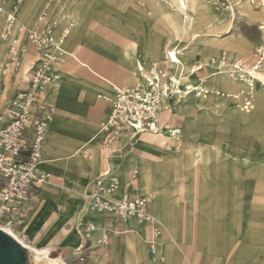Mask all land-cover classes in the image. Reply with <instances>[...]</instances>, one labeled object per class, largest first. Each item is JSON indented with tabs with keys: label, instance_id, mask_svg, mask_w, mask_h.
Segmentation results:
<instances>
[{
	"label": "crops",
	"instance_id": "1",
	"mask_svg": "<svg viewBox=\"0 0 264 264\" xmlns=\"http://www.w3.org/2000/svg\"><path fill=\"white\" fill-rule=\"evenodd\" d=\"M36 1L26 0L22 5L21 13L24 14L26 21L30 20L36 12L37 3H34ZM70 1L66 0L68 3ZM176 1L177 7L167 16H178L177 18L181 20L179 7L181 2ZM181 4L183 6L184 3ZM79 9H82V5H79L77 10ZM238 10L246 12L247 5H242ZM213 12V8L207 10V5L203 4L197 14L206 16ZM206 21L208 23L205 25L213 23V27L216 22L214 17ZM0 22L4 26L1 17ZM181 24L182 20L178 30L180 34H183ZM77 25L79 23H75V27ZM209 30L210 28L207 27V32ZM205 31L198 33L200 37L193 44L194 47H191L193 50L187 53L188 61L192 55L201 50L217 54L223 51L228 52L229 56L227 55V60L223 62L225 70H218L217 65L211 67L206 64L207 70L210 71V75L207 76L209 79L212 78V81H218V85L220 84L223 89H237L243 92L242 85L231 83L227 78L228 70L236 63L237 57L244 55L246 49L243 45L240 46L241 42L239 46H235L237 48L228 46L226 40L229 37L206 38L202 35L207 34ZM194 32L197 31L190 33ZM227 34L230 36V33ZM71 41L74 46L83 49L96 39H89L84 26H80L78 30L72 32ZM125 41L126 38L123 35L114 41L119 46L123 45V57H126L129 51ZM156 41L158 40H150L147 54L156 53L154 49ZM0 46L6 47L7 50L5 44L0 43ZM3 53L1 49L0 58ZM78 55L74 54L76 60L70 59L57 68L56 75L59 80L49 86L42 98L45 104L54 109L53 120L43 146V163L39 167V172L45 174L47 178L43 185L34 188L28 204L14 228L11 229L27 245L38 250H48L51 256L67 264H80L81 257L85 258L86 264H153L149 259L150 249L147 242L150 234L149 226L138 224L135 220L123 222L115 216L93 212L88 208L87 196L97 190L96 181L103 174L110 172L120 180V190L117 195L121 197L125 193H133L145 197L148 200L150 214L161 223L162 231L160 237L155 240V249L157 256L164 255V262L157 261L156 264H181V259L177 258L174 252L173 241L178 231L185 234L184 230L178 229L184 219L188 226L192 223V210L195 206L192 198L187 197V202L193 208L184 214L178 201H171L172 193H168L167 189L176 184V176L181 166L179 160L184 158L185 165L204 166L213 155L218 156L221 153L220 145L215 143L204 147L195 146L194 140L199 139L196 132L210 128L211 118H207L206 115L202 117L201 122L195 123L191 115L195 112H206V109L212 106L209 100L221 99L222 92L211 86V83L210 89L207 88L209 94L206 97L181 100L171 107L169 110L171 115H180L184 118L183 127L188 140L185 141L184 136L182 137L181 146L186 144L183 153L173 156L162 155L160 153L164 145L161 142L162 138H167L165 144L167 143L169 149L180 150L172 147V142L166 135H155L158 140L150 142L148 138H143L147 133L135 136L130 128H120L110 132L101 130V123L110 110V100L115 96V87L136 86L140 80L136 71L118 60V52L112 56L97 55L95 58L83 54L85 62ZM36 58L35 50H31L25 57L21 73L17 77L14 76L16 78L6 79L5 91L0 94V97H4L0 100V109L8 105L17 88H21L17 85L18 81L23 82L25 71L31 67ZM219 59L220 56L216 60L219 61ZM181 60L189 68L198 64V61H195L189 65L184 58ZM138 61L137 59L135 65L139 69ZM21 81L20 84H22ZM194 82L197 84L198 80L195 79ZM224 94L238 96L236 91L235 93L224 92ZM256 94L259 102L258 109L249 115H241L240 118L251 121L257 119L262 113L264 91L258 90ZM162 120V123L169 122V120L164 121L163 117ZM134 171L138 172V176L135 181H132L131 176ZM210 213L205 206L199 210L197 246L200 249L210 248L219 251L216 264H220V259L226 256L219 254L223 253L226 246L233 247L237 243L238 228L236 229L234 225L231 229L227 226H216L212 219L208 218L214 216ZM253 215L256 218L260 213L254 212ZM208 221L212 227L207 226ZM91 226L94 229L89 231ZM252 230L248 235L246 234L245 243L241 246L242 251L239 253V261L247 255L246 250L249 251L251 246L254 247L256 236ZM254 248L258 251L256 247ZM188 253L189 251L186 254ZM201 253L202 251L199 252L200 260L205 261L204 264L208 263L206 256ZM196 255L194 253L193 257ZM256 258L257 261H254V264L264 263V254L261 256L258 254Z\"/></svg>",
	"mask_w": 264,
	"mask_h": 264
},
{
	"label": "rangeland",
	"instance_id": "2",
	"mask_svg": "<svg viewBox=\"0 0 264 264\" xmlns=\"http://www.w3.org/2000/svg\"><path fill=\"white\" fill-rule=\"evenodd\" d=\"M0 1H4L9 9H17L19 23L26 29L33 28L42 12L47 7H51L58 16H65L72 22L79 23L70 30L67 38L66 46L70 53L73 55L79 53L81 57L83 54L84 56L91 55L95 58L97 55L112 56L118 52V60L135 70L138 78H140L139 69L135 65L137 59H141L144 68H147L154 63L164 62L167 53L174 47H178L180 57L189 62V65L195 61H198L197 65H206L211 59L219 58L221 54L225 57L229 56L226 51L217 54L201 50L192 55L188 61L187 53L193 50L191 47L200 37L198 33L203 30H206L207 34H202L206 38L215 39L223 36L225 39L229 37L226 42L230 47L237 48L235 46H239V42H241L240 46L243 45L246 50L242 57L236 58V63L243 69H247L251 64L253 51L264 38V12L250 0H197L194 4H189L186 10L184 9L186 2L180 0L181 3H184V7L181 3L179 4L183 34H180L178 30L181 23L180 18L167 16L177 7L176 0H71L69 3L66 0H37L35 2L37 3L36 12L28 21L21 13L22 5L26 0ZM203 4L207 5V10L213 8L214 12L206 16L197 14ZM79 5H82V9L78 11ZM242 5H247L246 12H239L238 9ZM213 17L216 20L214 27L213 23L205 25L208 23L206 20ZM80 26H84L89 39H96L95 42L88 44L83 49L74 46L71 41L72 32L74 33ZM207 27L210 28L211 31H208L210 33L207 32ZM0 29H3L1 22ZM191 31L197 32L191 34ZM227 33H230V36ZM122 35L126 38L125 44L129 47L126 57L122 56L123 45L119 46L117 42H114ZM195 37L197 38L195 39ZM151 39L158 40L156 44L154 43L156 52L154 55L147 54ZM1 49L4 53L0 58V63L6 59L7 51L4 46H0ZM82 59L85 62L83 57ZM217 66L218 70H225L223 62ZM207 68L196 72L191 77V83L196 84L195 79L207 77L206 87L209 88L212 83L211 86L216 87L222 93H235L236 91L240 95L248 94L251 91L253 104L251 108L245 110L240 108V99L222 97L211 100L209 98V103L212 102V106L206 109V112H195L191 115V119L195 123L201 122L202 117L206 115L207 118H211L210 128L196 132L199 139L194 140L195 146L204 147L215 143V145H220L221 153H218V156L213 155L204 166L185 165L184 158L179 160L181 166L176 176V184H173L167 191L172 193L171 201L177 200L181 205L184 214L193 208L187 202V197L192 198L195 208L192 210L193 221L190 226L186 219L178 226V229L184 230L185 234L180 231L175 234L174 252L177 258L181 259V264H204L205 261L199 258L200 251H202L201 255L206 256L209 264H216L219 251L210 248L200 249L197 246L198 215L200 208L205 206L209 212L214 214L208 218L212 219L216 226H227L231 229V226L234 225L236 229L238 228V241L233 247L225 245V250L219 255H225L226 258L222 257L220 264H254L258 254L260 256L264 254V98L262 113L257 119L248 121L240 116L249 115L258 109L259 102L256 92L264 91V73L257 76L252 87L247 84L249 88L238 80L234 81L228 77L229 82L243 86L241 88L243 92H239L237 89H223L220 84L218 85V81L209 79L207 75H210V71ZM4 89L5 86L0 94H3ZM3 98L1 96L0 100ZM162 117L164 121L169 120V123L181 128L183 130L182 137L184 136L185 141L188 140L182 116L171 115L168 111L161 115V120ZM143 138H148L150 142L158 140L152 133H147ZM166 140L167 138L161 139L164 144L160 149L162 155L173 156L183 153L186 149V144H182L179 151L169 149L167 143L165 144ZM226 197L227 200H225ZM254 212L260 213L259 217L255 218ZM207 226L212 227L209 221ZM189 230H191L190 233ZM194 230L195 232L192 233ZM251 230L256 236L254 247L258 251L251 246L249 251L246 250L247 255L239 261L241 246L245 243L246 234L248 235ZM191 233L192 235H190ZM194 253L197 254L195 257H193ZM235 255L236 258H234ZM231 256L233 257L230 258ZM149 259L153 264L159 261L154 258L152 251H150ZM237 260L238 262H235Z\"/></svg>",
	"mask_w": 264,
	"mask_h": 264
},
{
	"label": "built area",
	"instance_id": "3",
	"mask_svg": "<svg viewBox=\"0 0 264 264\" xmlns=\"http://www.w3.org/2000/svg\"><path fill=\"white\" fill-rule=\"evenodd\" d=\"M250 1L264 12V0ZM55 12L47 7L35 26L26 29L18 22L17 9H9L4 1H0V17L4 21L3 29H0V43L7 46V58L0 63V93L8 77H17L21 73L29 52L35 50L37 55L25 71L23 82L18 81L17 85L21 88H17L11 102L0 109V225L12 229L34 188L43 185L47 178L39 172V167L43 163V146L54 109L42 98L49 86L59 80L57 68L70 59L76 60L66 48L68 35L75 23ZM217 64L216 59L208 62L211 67ZM206 67L204 64L191 68L185 66L178 47L172 48L164 62L139 69L140 80L136 86L115 87L109 113L101 123L102 132L130 128L135 136L145 133L166 135L172 147L179 150L181 128L169 122L162 123L161 115L168 112L176 101L206 97L207 77L199 78L197 84L191 83V77ZM261 73H264V39L254 49L247 69L237 65L229 71L233 79L244 81L249 87ZM225 96L240 99L242 109L252 107L251 91L238 96L222 93V97ZM137 176L138 172L134 171L132 181ZM96 187L97 190L87 196L89 210L115 216L123 222L135 220L138 224L149 226V249L154 258L163 262L164 258L157 256L155 249V240L161 235L162 225L150 214L148 200L133 193L119 197L120 180L110 172L98 178ZM93 229V226L89 227V231ZM80 262L86 264L85 258L81 257Z\"/></svg>",
	"mask_w": 264,
	"mask_h": 264
},
{
	"label": "water",
	"instance_id": "4",
	"mask_svg": "<svg viewBox=\"0 0 264 264\" xmlns=\"http://www.w3.org/2000/svg\"><path fill=\"white\" fill-rule=\"evenodd\" d=\"M0 264H40L35 252L0 228Z\"/></svg>",
	"mask_w": 264,
	"mask_h": 264
},
{
	"label": "bare ground",
	"instance_id": "5",
	"mask_svg": "<svg viewBox=\"0 0 264 264\" xmlns=\"http://www.w3.org/2000/svg\"><path fill=\"white\" fill-rule=\"evenodd\" d=\"M186 3H187V5H186V3L184 4V6H185V10H186V8L188 7V5L189 4H194L197 0H184ZM35 3V2H34ZM30 5V4H29ZM28 9V8H27ZM35 9V8H34ZM26 11V10H25ZM187 12V11H186ZM18 22H19V20H18ZM20 24V23H19ZM198 37V36H197ZM197 37H195V39L197 38ZM195 39H193V40H195ZM141 58V57H140ZM139 61V63H138V67H139V69H144V64H143V61L141 60V59H138ZM227 60V57H225V55H221L220 56V59H219V61H218V64H220L221 62H225ZM217 64V65H218ZM207 65H208V63H207ZM238 64L237 63H234L233 64V67L232 68H230L229 70H228V75H229V77L230 78H232L231 76H230V74H229V71L231 70V69H233L234 67H236ZM208 66H210V65H208ZM233 79V78H232ZM233 80H235V79H233ZM235 81H237V80H235ZM239 81V80H238ZM239 82H241V83H244V81H239ZM244 84H246L247 85V83L245 82ZM248 86V85H247ZM207 95L209 94V91L207 90ZM206 95V96H207ZM181 100H179V101H176L175 102V104H177L178 102H180ZM0 228H2L3 230H5L6 232H8V233H10L12 236H14L19 242H21L24 246H27V247H29V248H31L32 250H34V252H35V259L40 263V264H67L66 262H64V261H60V260H58V259H56V258H54L53 256H51V254L49 253V251L48 250H38V249H36V248H34V247H31V246H29V245H27L26 243H24L16 234H15V232L11 229V228H8V227H5L4 225H0ZM163 262H164V260H163Z\"/></svg>",
	"mask_w": 264,
	"mask_h": 264
}]
</instances>
